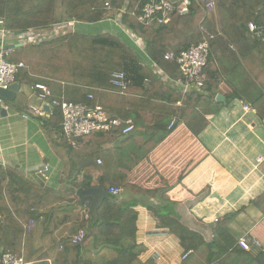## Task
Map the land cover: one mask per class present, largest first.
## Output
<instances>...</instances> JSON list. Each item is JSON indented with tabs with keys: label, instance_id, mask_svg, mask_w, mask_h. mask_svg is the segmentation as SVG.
Here are the masks:
<instances>
[{
	"label": "trees",
	"instance_id": "16d2710c",
	"mask_svg": "<svg viewBox=\"0 0 264 264\" xmlns=\"http://www.w3.org/2000/svg\"><path fill=\"white\" fill-rule=\"evenodd\" d=\"M145 1L0 0V18L7 33L21 35L52 29L67 21L95 24L114 18L136 40L143 41L144 54L151 62V66L141 65L127 44L110 33L90 35L73 31L61 35L45 34L40 41L26 42L11 50L8 60L24 64L16 81H23L33 89L36 84H47L51 89L50 100L67 101L88 108L100 106L111 116L131 119L136 131L127 137L112 132L71 140L63 134L61 110L54 108L43 128L59 152L62 163L58 188L34 182L15 168L0 165V257L9 253L22 258L26 264H45L46 255H40L41 249H35L36 240L39 232L41 237L45 236L52 216L57 210H63L64 206L60 205L66 203L74 204L72 210L76 212L87 210L86 219L76 223L85 231L83 243L89 239H100L105 245L117 249L116 257L108 264H155L152 260L139 262L130 248L122 246L126 240H135L137 214L133 204L120 201L118 195L108 194L88 226L89 201L79 205L76 190L102 186L107 192L112 187L136 192L134 184L128 180L130 172L171 133L174 126L185 121L203 103L214 101L215 94L206 85L208 69L213 64H217V68L212 75L219 74L218 69L226 77L243 62L264 90L260 82L264 81V33L257 38L248 30L250 22L261 25L264 0H213V6H208L210 0H170L173 11L163 16L168 18L164 24L157 20L148 23L138 21ZM186 1L189 2L187 12L181 13L178 7ZM204 40L209 45V58L204 71L207 75L203 93L183 95L171 84V81H182L180 69L164 56L177 54ZM222 61L232 65L229 71L224 72L226 68ZM115 72H124L129 80L123 94H119L110 83ZM145 80L149 81L148 87L144 85ZM204 91L209 94L204 95ZM5 102L13 108L17 103ZM16 111L20 109L16 108ZM171 122L174 124L169 128ZM90 139L102 144L108 142L110 146L117 139H122V142L106 158L102 152L84 149L82 145L89 144ZM80 141L83 144H78ZM100 158L102 162L97 164ZM162 199L172 205L168 198ZM148 210L159 218L163 228L177 237L184 255L192 252L181 264L222 263V258L212 252V245L219 244L217 232L221 224L214 230L213 244L209 245L182 225L173 212L153 207ZM54 226L59 227L56 222ZM219 241L224 242L225 238L220 237ZM53 243L57 245L59 242ZM69 243L74 247L83 244L72 245L71 239ZM235 247L246 254L245 262L241 264H259L257 257H249L251 249L241 250L230 237L227 253L232 256ZM202 248L210 251L207 260L202 257L203 262L200 259ZM78 264L95 263L79 260Z\"/></svg>",
	"mask_w": 264,
	"mask_h": 264
},
{
	"label": "crops",
	"instance_id": "0c3cea01",
	"mask_svg": "<svg viewBox=\"0 0 264 264\" xmlns=\"http://www.w3.org/2000/svg\"><path fill=\"white\" fill-rule=\"evenodd\" d=\"M73 31L117 35L135 53L141 65L151 66L144 54L143 41L136 40L114 18L95 24L67 21L52 29L30 31L25 38L24 34L9 33L4 36V45L13 50L25 41H40L45 34L61 35ZM222 63L226 68L224 72L232 67L227 62ZM216 66H210L207 79L205 75L209 91L215 94L214 101L203 103L185 121L174 126L171 133L130 172L128 180L134 184L136 192L120 189L119 200L133 204L137 214L135 240H126L122 246L130 248L141 263L152 260L155 264H181L183 261L179 240L148 210L153 207L173 212L180 223L199 235L205 244H213L214 230L221 224L217 232L219 244L212 245V252L222 258V263L218 264L245 262L246 254L236 247L237 253L235 251L232 256L227 253V240L231 237L238 244L241 237L252 234L259 247L252 245L249 257H257L259 264H264V90L243 62L226 77L218 69L219 74L212 75ZM156 73L163 76L159 71ZM260 82L264 85V81ZM16 83L21 84L23 90H19L12 100L17 101L15 107L4 100L6 116L0 114V165L15 168L34 182H40L35 177L39 172L50 168L44 185L57 189L62 163L43 128L54 109L47 113L43 109L47 105H41L37 96L40 91L23 81ZM148 83V80L144 81L145 87ZM44 86L51 90L47 84ZM207 94L209 92L204 91V95ZM218 95L223 101H216ZM39 106L46 113L44 116L36 115L32 109ZM173 124L171 122L169 128ZM88 141L89 144L82 145L85 150L102 152L107 158L113 149L120 147L122 139L114 141L112 146L108 142ZM98 161L101 164L102 159ZM61 206H64L63 210H57L52 216L48 232L44 237L39 232L36 240L35 249H41L40 255H46L44 263L78 264L79 260H84L108 264L112 261L117 249L100 239H89L77 247L70 245L69 240L82 229L76 223L86 219L87 210L76 212L72 210L74 204ZM54 222L59 227L55 228ZM220 237L225 241H219ZM154 253L159 254L158 260L152 258ZM188 253L189 256L192 254ZM208 254L210 251L202 248V262V257L207 260Z\"/></svg>",
	"mask_w": 264,
	"mask_h": 264
},
{
	"label": "built area",
	"instance_id": "2783aa9c",
	"mask_svg": "<svg viewBox=\"0 0 264 264\" xmlns=\"http://www.w3.org/2000/svg\"><path fill=\"white\" fill-rule=\"evenodd\" d=\"M208 6H213V0H210ZM181 13L187 12V3L183 2L178 7ZM173 6L170 0H146L141 14L138 17V21L141 23H148L157 20L158 23L164 24L168 22V18L163 17L166 13L172 12ZM162 15V18L159 17ZM0 89L7 90L12 84L16 83V77L20 69L24 68L22 62L12 63L8 60L9 53L12 49L6 48L4 45V36L6 35L3 29V19L0 18ZM248 30L250 33H254L257 38L264 33V19L261 25L250 22L248 24ZM31 42V41H26ZM35 42V41H33ZM165 60L174 61L179 67L182 74V81H173V85L176 86L183 95H187L193 92L203 93V86L205 81V69L208 64L209 58V45L207 40L199 44L189 46L186 50L177 54L167 53L164 56ZM110 83L112 86L118 89L119 94H123L129 85V80L124 72H115L112 74ZM35 90L40 91L37 95L40 104H46L49 109L59 108L62 113L63 134L71 140H76L82 137L89 136L94 133H112L119 132L122 137L135 132V127L131 119L122 120L121 118L111 116L105 112L100 106L94 108H88L81 104H74L67 101L58 102L57 100H50V90L42 85L36 84ZM91 98V95L88 96ZM0 107L5 108L4 99L0 97ZM34 113L38 116H44L46 113L41 106L38 108H32ZM248 108L245 107V110ZM72 141V145H74ZM100 164V161H98ZM46 170V168H45ZM121 190L119 188H110L108 194L113 196L119 195ZM87 217V215H86ZM86 234L83 229L71 238L72 245H80L85 240ZM255 245L259 247V243L255 237L247 233L245 236L238 240V246L248 251L251 246ZM189 253L185 254L182 258H186ZM154 260L159 259V254L154 253L152 256ZM0 264H26L22 258H17L12 254H3L0 257Z\"/></svg>",
	"mask_w": 264,
	"mask_h": 264
},
{
	"label": "water",
	"instance_id": "95a60500",
	"mask_svg": "<svg viewBox=\"0 0 264 264\" xmlns=\"http://www.w3.org/2000/svg\"><path fill=\"white\" fill-rule=\"evenodd\" d=\"M189 2L187 1V5ZM2 26L0 25V29ZM23 90V86L18 83L12 84L7 90L0 89V97L4 100L12 101L15 97V94L19 91ZM216 101H223V97L218 95L216 97ZM47 113L50 112L48 106H44L43 108ZM0 114L6 116L5 108L0 107ZM50 175V168H46L45 171L39 172L35 177L44 184L46 179ZM76 198L78 199L79 205H84V203L88 200V214L90 215V220L88 222V226L92 223L95 213L97 209L100 207L102 201L108 196V192L102 187L99 186L97 188H91L87 190L78 189L75 192Z\"/></svg>",
	"mask_w": 264,
	"mask_h": 264
},
{
	"label": "rangeland",
	"instance_id": "374dc122",
	"mask_svg": "<svg viewBox=\"0 0 264 264\" xmlns=\"http://www.w3.org/2000/svg\"><path fill=\"white\" fill-rule=\"evenodd\" d=\"M6 34H7V36H8L9 33H6ZM9 35H10V34H9ZM13 35H14V34H13ZM21 35H23V34H21ZM21 35H20V36H21ZM23 36H24V38H25L26 35L24 34ZM25 43H26V41H25L23 44H25ZM48 100L50 101V98H49Z\"/></svg>",
	"mask_w": 264,
	"mask_h": 264
}]
</instances>
